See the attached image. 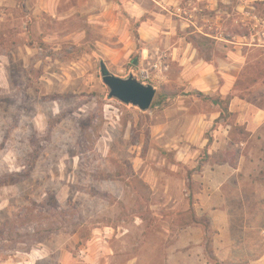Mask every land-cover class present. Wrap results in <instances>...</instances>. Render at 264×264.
I'll return each instance as SVG.
<instances>
[{
  "label": "rangeland",
  "instance_id": "374dc122",
  "mask_svg": "<svg viewBox=\"0 0 264 264\" xmlns=\"http://www.w3.org/2000/svg\"><path fill=\"white\" fill-rule=\"evenodd\" d=\"M239 43L264 46V0H0V264H169L193 224L206 250L180 264H264V47L219 64ZM102 62L151 108L110 98ZM223 166L224 258L199 198Z\"/></svg>",
  "mask_w": 264,
  "mask_h": 264
},
{
  "label": "crops",
  "instance_id": "0c3cea01",
  "mask_svg": "<svg viewBox=\"0 0 264 264\" xmlns=\"http://www.w3.org/2000/svg\"><path fill=\"white\" fill-rule=\"evenodd\" d=\"M144 26H148L146 23H143ZM140 27L141 38L143 40H152L154 38V32L148 27ZM144 31L146 34L142 33ZM210 36L209 34H205ZM190 45V44H189ZM256 46L260 47L261 45L255 44H241L236 45V51L226 47L227 54L224 58L218 59L219 64L228 65L239 70L242 67V64L246 63V56L243 52L244 47ZM264 47V46H261ZM192 57L183 56L182 64L184 65L186 60H190ZM225 78L227 83L232 82L236 78V74L232 73L228 75L225 73ZM234 101V100H233ZM219 169L211 170L210 173L205 175V180L208 178L209 187L203 189L202 193L199 194L201 200V208L209 218V228L213 230L214 242L213 248L217 254L224 258V254L229 253L232 250V240L234 237V229L236 228V223H233L232 213L230 210L231 197L233 196L230 192L231 189H234L235 184H240L239 180V171H226V167H220ZM210 181H215L210 182ZM236 190H240V187H236ZM243 225V226H242ZM244 232L249 228H253L248 223L242 224ZM258 226V224H257ZM257 229V233L260 237L264 235V231L260 228ZM206 250V232L202 228L201 224H193L182 229L178 236L176 243L171 246L168 252V262L169 264H180L179 260L182 261H192L194 258V252H204ZM173 262L171 263V261ZM181 261V262H182Z\"/></svg>",
  "mask_w": 264,
  "mask_h": 264
},
{
  "label": "water",
  "instance_id": "95a60500",
  "mask_svg": "<svg viewBox=\"0 0 264 264\" xmlns=\"http://www.w3.org/2000/svg\"><path fill=\"white\" fill-rule=\"evenodd\" d=\"M101 74L104 84L109 88L110 98H115L124 104H130L141 111H148L156 96V89L146 85L133 76L123 79L113 75L107 65L101 63Z\"/></svg>",
  "mask_w": 264,
  "mask_h": 264
},
{
  "label": "built area",
  "instance_id": "2783aa9c",
  "mask_svg": "<svg viewBox=\"0 0 264 264\" xmlns=\"http://www.w3.org/2000/svg\"><path fill=\"white\" fill-rule=\"evenodd\" d=\"M159 69V63H157V64H155V65H153L152 67H151V71H153V70H158ZM150 70H146V71H142V75H143V79H149L150 78V72H151Z\"/></svg>",
  "mask_w": 264,
  "mask_h": 264
},
{
  "label": "trees",
  "instance_id": "16d2710c",
  "mask_svg": "<svg viewBox=\"0 0 264 264\" xmlns=\"http://www.w3.org/2000/svg\"><path fill=\"white\" fill-rule=\"evenodd\" d=\"M217 104H222V105H224V103H219V102H216ZM229 104H230V101H228V104L226 105H224L225 106V108L223 109V113L225 112H229ZM211 142V140H209V143Z\"/></svg>",
  "mask_w": 264,
  "mask_h": 264
}]
</instances>
